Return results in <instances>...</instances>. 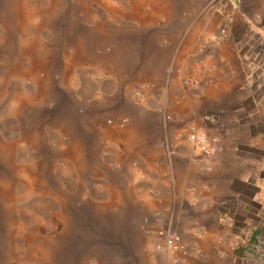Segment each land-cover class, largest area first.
Wrapping results in <instances>:
<instances>
[{"label":"rangeland","instance_id":"obj_1","mask_svg":"<svg viewBox=\"0 0 264 264\" xmlns=\"http://www.w3.org/2000/svg\"><path fill=\"white\" fill-rule=\"evenodd\" d=\"M155 3L0 0V264L147 262L115 150L150 140L137 107L157 104L125 86L161 77L186 35Z\"/></svg>","mask_w":264,"mask_h":264},{"label":"crops","instance_id":"obj_2","mask_svg":"<svg viewBox=\"0 0 264 264\" xmlns=\"http://www.w3.org/2000/svg\"><path fill=\"white\" fill-rule=\"evenodd\" d=\"M153 1L161 30L186 35L161 77L125 86L147 84L157 104L137 107L150 140H116L135 210L124 225L148 251L142 264H264V0ZM166 231L176 254L156 248Z\"/></svg>","mask_w":264,"mask_h":264},{"label":"built area","instance_id":"obj_3","mask_svg":"<svg viewBox=\"0 0 264 264\" xmlns=\"http://www.w3.org/2000/svg\"><path fill=\"white\" fill-rule=\"evenodd\" d=\"M186 139L190 143L192 149L198 153H205L208 150L207 138L202 133L196 131L194 128H191L190 131L186 134ZM229 218L225 217L223 222H228ZM163 243L157 244V249H165L171 254H176L179 252L182 247L180 243V237L170 231H166Z\"/></svg>","mask_w":264,"mask_h":264},{"label":"bare ground","instance_id":"obj_4","mask_svg":"<svg viewBox=\"0 0 264 264\" xmlns=\"http://www.w3.org/2000/svg\"><path fill=\"white\" fill-rule=\"evenodd\" d=\"M72 106V105H71Z\"/></svg>","mask_w":264,"mask_h":264}]
</instances>
